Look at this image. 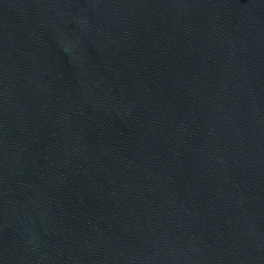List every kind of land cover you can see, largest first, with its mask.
<instances>
[{"label": "water", "instance_id": "95a60500", "mask_svg": "<svg viewBox=\"0 0 264 264\" xmlns=\"http://www.w3.org/2000/svg\"><path fill=\"white\" fill-rule=\"evenodd\" d=\"M0 264H264V0H0Z\"/></svg>", "mask_w": 264, "mask_h": 264}]
</instances>
